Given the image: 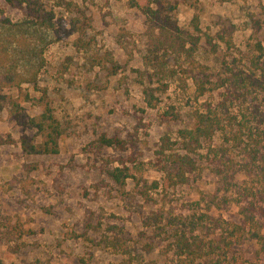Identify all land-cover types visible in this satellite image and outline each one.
<instances>
[{
    "label": "rangeland",
    "instance_id": "rangeland-1",
    "mask_svg": "<svg viewBox=\"0 0 264 264\" xmlns=\"http://www.w3.org/2000/svg\"><path fill=\"white\" fill-rule=\"evenodd\" d=\"M167 1L177 6L184 29H191L195 15L202 33L212 37L233 25V48L219 43L214 54L200 46L193 64L174 60L177 75L153 85L156 100L148 106L145 17L127 0H39L54 13L52 30L37 25L27 10L0 0V138L6 141L0 144L2 264H172L163 224L152 220L158 211L183 227L212 201L222 215L235 212L234 198L223 192L214 198L221 188L217 165L240 169L245 155L221 136L192 157L195 168L184 184L151 191L149 204L135 195L133 181L123 193L106 173L127 166L141 182H162L159 169L181 152L180 131L191 127L196 111L220 107L237 122L248 121L252 106L262 100L234 98L221 86L197 96L189 70L197 63L206 66L214 85H221L224 60L245 67L257 54L250 18L264 13V0ZM75 20H87L90 29L82 35L72 27ZM79 38L85 48H79ZM106 51L120 65L113 75L106 65L91 63ZM40 97L50 100L62 128L56 156L25 155L20 145L23 135L33 138L35 131L18 124L12 103L19 105L20 115L32 118L42 113ZM166 111L176 113L178 121L163 122ZM103 134L120 137L126 151L100 145Z\"/></svg>",
    "mask_w": 264,
    "mask_h": 264
},
{
    "label": "trees",
    "instance_id": "trees-1",
    "mask_svg": "<svg viewBox=\"0 0 264 264\" xmlns=\"http://www.w3.org/2000/svg\"><path fill=\"white\" fill-rule=\"evenodd\" d=\"M5 2L11 7L27 10L42 28H55L54 13L44 9L39 0ZM127 3L130 8L140 10L145 17V61L149 72L147 81L143 82V95L148 106H154L156 100L158 87L154 88L153 85L177 75V67L175 64L171 65L174 60L179 62L182 58L191 59L193 64L194 55L200 46L214 54L218 53L219 43L227 49L233 48V25L220 29L212 37L202 33L197 15L192 19L191 29L182 28L177 19V6L167 0H127ZM84 21L71 22L72 27L78 26L82 35L91 27L90 22ZM250 22L257 38V54L253 53L248 58L245 67L238 69L224 60L222 74L225 77L221 85H214L206 66L197 63L189 71L197 96L204 97L221 86L226 87L228 94L234 98L252 95L261 97V102L252 106V119L237 122L233 114L220 107L196 111L192 116L191 127L180 131L181 152L171 155L166 165L159 169L164 174L162 182H141L127 166L106 169L107 176L119 190L124 193L127 182L131 180L136 188L135 195L149 204L154 202L151 191L161 188L170 190L184 184L188 171L195 168L192 157L202 149L204 143H211L215 137L221 136L224 144L245 155L240 169H232L234 166L225 163L217 165L221 188L214 192V198L221 192L226 198L231 196L234 198L232 206H236L235 212L222 215L218 213L221 210L219 203L212 201L205 213L191 219L184 227L162 211L154 216L153 222L163 224L161 230L168 238L172 264H264V13L258 17L251 16ZM77 44H80L79 48L88 45L81 38ZM91 63L96 66L106 65L112 75L120 69L112 53L108 51L100 56L94 55ZM195 69L198 70L197 73ZM37 105L42 108V113L31 118L20 115L19 105L12 103L19 116L18 124L24 125V129L35 131L33 138L22 136L21 148L25 155L56 156L59 154V140L62 136L60 122L55 117L48 98L40 97ZM178 119L179 116L173 111H166L161 115L163 122H176ZM4 142L6 141L0 138V144ZM99 142L103 147L126 151V142L120 137H107L103 134ZM214 152L217 155L218 151ZM239 176H244V179L239 181ZM110 242L112 246H121L117 241Z\"/></svg>",
    "mask_w": 264,
    "mask_h": 264
}]
</instances>
